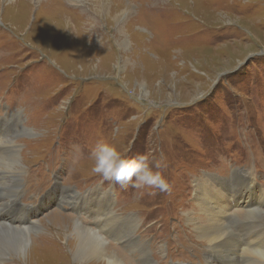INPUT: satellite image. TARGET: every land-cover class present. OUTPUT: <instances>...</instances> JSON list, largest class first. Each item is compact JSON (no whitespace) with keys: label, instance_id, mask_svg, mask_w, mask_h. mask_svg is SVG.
<instances>
[{"label":"rangeland","instance_id":"rangeland-1","mask_svg":"<svg viewBox=\"0 0 264 264\" xmlns=\"http://www.w3.org/2000/svg\"><path fill=\"white\" fill-rule=\"evenodd\" d=\"M12 2L0 0V141L16 146L25 168L17 193L0 167V214L32 245H58L0 264H51L60 246L73 248L76 226L142 264L125 230L121 240L106 236L128 219L153 264H205L208 244L190 217L209 213L195 206V180L210 189L209 178L224 179L228 189L236 170L250 172L256 198L264 194V0ZM100 142L161 162L153 170L169 189L121 187L93 173ZM97 188L113 201L107 220L88 197ZM245 210H231L241 240L264 226ZM67 258L56 263L75 264Z\"/></svg>","mask_w":264,"mask_h":264},{"label":"bare ground","instance_id":"bare-ground-1","mask_svg":"<svg viewBox=\"0 0 264 264\" xmlns=\"http://www.w3.org/2000/svg\"><path fill=\"white\" fill-rule=\"evenodd\" d=\"M10 1L12 2L13 0ZM44 1L46 2L47 0ZM44 1L39 0V4ZM20 2L21 0H15L12 2L14 4L11 6L14 7ZM119 4H121V1H119ZM0 148L3 152V155H5V151L9 153V157L4 159L2 161L3 163L0 165L1 168L6 170L3 172V177L1 179H5L6 176L10 177L13 181L14 190H17L18 193V182L20 181L18 176L23 173L25 165L24 163H21L20 156L16 155V146L12 145V143L1 140ZM240 176L244 177V181L239 180ZM253 176L254 175L252 173L250 174V172L247 173L236 170L233 177L231 178L233 184L228 189L221 187L222 185L228 184V182L224 179L219 178L215 181L209 178V182L213 184L212 188L210 189H205V182L203 179L197 181L195 180L197 184L194 183L193 193L195 196V203H198L195 206L199 211L205 210L209 213L205 214V219L201 220L198 218L192 219V217H190V221H192V224L195 226V231L197 232L198 238L203 243L208 244V251L210 253H207L205 256V264H215L222 261V264H253L252 260L255 259L257 249H259L262 244L264 245V226H259L260 228L255 226V232L253 233L254 235L247 237L245 240H241L240 237L229 228L230 225L236 221L237 214L231 213V210L234 206L242 204L247 210H245L244 213H246V216L252 220L256 219L257 217L263 218L264 216V194H262L259 198H256L257 190L255 182L253 181ZM97 190L98 192H95ZM91 192L95 193L92 194ZM91 192L88 194V197L91 198V203L94 204L92 206L95 208L97 213H102V220L103 216H107V220L113 204L111 195L102 194V191L99 188ZM227 195L229 198H225ZM15 198H17V194L15 195ZM254 200H257V204L255 206L253 204ZM15 202L16 200L11 201L10 203L13 205L16 204ZM77 202L82 203L80 199ZM219 210H225L224 219L223 217L221 218V214H218ZM191 214L195 213L190 212L189 215ZM0 217L4 218V220L0 222V225H8V227L0 226V261L3 259V257H9L11 254L23 258V260L26 258L32 260V258H34L33 255L36 254V250L38 252L40 251L41 253L47 252L46 254H50V249L54 248L52 245H58L57 243H53L52 245L46 244L47 246L51 247L47 249L42 248L44 245L41 247L32 245L33 241L31 242V239L28 238L29 232L27 230L11 228L12 225L10 221H8L3 215ZM112 217L116 218L117 220L119 219L113 214ZM201 218H203V216ZM100 219L101 216L96 215V217H94L95 221ZM134 227L135 224L129 219L125 222H121L117 228H115V226L112 224L109 230L106 232V236L109 232H112V237L121 240L124 238V235L121 233L123 230H125V238H130L132 245L131 248L140 249L139 251L142 255V264H153L148 255L149 251L146 252V250L143 249L136 241L137 237H134ZM95 232L96 230L93 228H81L76 226L75 234L72 237L73 248L71 246V248L60 246L59 249L61 251L53 253L51 257L52 260H47L52 262L51 264H57L62 257L67 258V256H72V260L75 264H128L116 250H111L109 249L110 247L108 248V246L105 247L106 243L104 244V236L101 237ZM60 239L61 236H59V240ZM62 241L65 245V243L70 240L66 237H62ZM30 244L32 245V249L29 246Z\"/></svg>","mask_w":264,"mask_h":264},{"label":"clouds","instance_id":"clouds-1","mask_svg":"<svg viewBox=\"0 0 264 264\" xmlns=\"http://www.w3.org/2000/svg\"><path fill=\"white\" fill-rule=\"evenodd\" d=\"M91 157L94 161L92 172L121 187L131 185L134 189L145 186L160 191L169 189L168 181L163 174L153 170V167L161 168V162L157 161L153 165L147 155L127 157L114 145L100 142L92 150ZM253 264H264V248L257 249Z\"/></svg>","mask_w":264,"mask_h":264}]
</instances>
